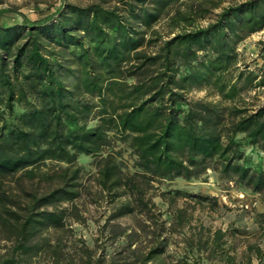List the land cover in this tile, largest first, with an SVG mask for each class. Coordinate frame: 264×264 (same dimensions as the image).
Wrapping results in <instances>:
<instances>
[{"label":"trees","instance_id":"obj_1","mask_svg":"<svg viewBox=\"0 0 264 264\" xmlns=\"http://www.w3.org/2000/svg\"><path fill=\"white\" fill-rule=\"evenodd\" d=\"M263 28L264 0H62L43 17L0 25V228L11 240L0 264H81L59 256L43 235L63 226L66 209L55 205L80 195L79 154L97 158L103 192L131 197L111 219L151 212V182L195 179L207 169L264 200V97L252 103L246 96H264V69H249L237 49ZM259 53L264 61V40ZM195 89L207 94L190 97ZM116 141L135 155L133 173H124L111 151ZM247 146L262 161L251 165ZM47 162L65 166L52 172ZM9 177L46 186L23 189L21 202L3 187ZM160 196L216 206L211 197L179 190ZM170 213V233L190 226L184 207ZM256 222L264 233V213ZM225 235L200 225L186 246L236 264ZM170 236L154 235L131 264H168Z\"/></svg>","mask_w":264,"mask_h":264},{"label":"rangeland","instance_id":"obj_2","mask_svg":"<svg viewBox=\"0 0 264 264\" xmlns=\"http://www.w3.org/2000/svg\"><path fill=\"white\" fill-rule=\"evenodd\" d=\"M66 1L79 5L90 2V0ZM61 2L62 0H0V8L7 9L0 15V25L19 21L22 15L30 19L43 17L52 13ZM213 17L210 15L199 23L206 24ZM261 40H264V28L247 36L237 48L241 57L248 63L249 69L256 72L264 69V61L259 53ZM206 94V90L195 89L189 96L198 98ZM254 95V92L246 95L252 103H258L264 97L261 93ZM20 111L21 109L14 105L13 112ZM7 118L11 119L10 116ZM111 151L124 173L135 171L136 157L126 143L113 142ZM244 151L250 157L251 165L262 161V153L257 148L247 146ZM96 161L97 158L93 156L78 155L77 162L82 167L79 178L80 195L72 201H63L55 205L57 208L66 209L63 226L51 227L43 232L56 247L59 256L71 257L81 264L110 262L131 264L137 253L144 252L150 246L154 235L163 233L165 237L171 235L164 254L168 264H226L219 257H212L205 251L197 252L194 248L193 251H188L186 238L191 235L197 236L198 227L202 225L211 231L217 228L226 231L223 238L226 241L225 247L232 244L235 248L236 264H264V233L256 222V214L264 213V200L261 194L236 185L218 172L207 169L203 175L195 179L176 177L172 180L151 182L150 186L146 187V195L155 205L151 212L135 210L133 213L111 219L113 210L126 198L131 197L125 192L113 197L102 191L95 181ZM47 165H50L52 172H57L65 163L47 162ZM36 183V180L30 182L26 177L19 181L17 178L9 177L4 180L3 187L22 202L26 197L23 189L29 191L37 187L43 189L46 186L44 181ZM175 190L211 197L216 206L211 209L207 203H195L194 199L184 196L176 197L170 204L160 196L162 192ZM176 207H184L190 214V226L172 230L170 233L168 227L173 219L170 210ZM9 235L0 228V255L11 245V240L7 238ZM255 246L261 248V255L256 254Z\"/></svg>","mask_w":264,"mask_h":264}]
</instances>
